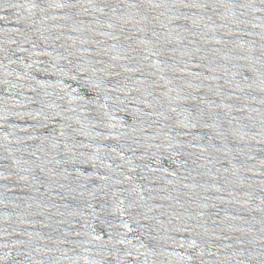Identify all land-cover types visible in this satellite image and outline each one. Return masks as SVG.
Here are the masks:
<instances>
[{"label": "water", "instance_id": "obj_1", "mask_svg": "<svg viewBox=\"0 0 264 264\" xmlns=\"http://www.w3.org/2000/svg\"><path fill=\"white\" fill-rule=\"evenodd\" d=\"M0 264H264V0H0Z\"/></svg>", "mask_w": 264, "mask_h": 264}]
</instances>
